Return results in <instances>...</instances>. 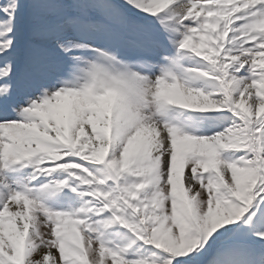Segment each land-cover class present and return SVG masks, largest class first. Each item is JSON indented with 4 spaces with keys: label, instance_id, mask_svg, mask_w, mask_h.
Here are the masks:
<instances>
[{
    "label": "snow or ice",
    "instance_id": "6c2138e0",
    "mask_svg": "<svg viewBox=\"0 0 264 264\" xmlns=\"http://www.w3.org/2000/svg\"><path fill=\"white\" fill-rule=\"evenodd\" d=\"M0 264H264V0H0Z\"/></svg>",
    "mask_w": 264,
    "mask_h": 264
}]
</instances>
